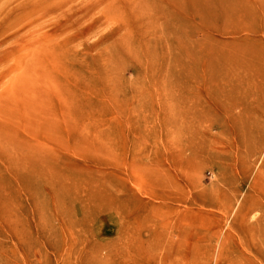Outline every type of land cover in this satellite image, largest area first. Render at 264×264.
<instances>
[{
  "label": "rangeland",
  "instance_id": "obj_1",
  "mask_svg": "<svg viewBox=\"0 0 264 264\" xmlns=\"http://www.w3.org/2000/svg\"><path fill=\"white\" fill-rule=\"evenodd\" d=\"M0 264H264V0H0Z\"/></svg>",
  "mask_w": 264,
  "mask_h": 264
},
{
  "label": "bare ground",
  "instance_id": "obj_2",
  "mask_svg": "<svg viewBox=\"0 0 264 264\" xmlns=\"http://www.w3.org/2000/svg\"><path fill=\"white\" fill-rule=\"evenodd\" d=\"M146 0H139V5L141 10L143 9L145 5ZM153 2V0H152ZM155 5V2L153 3ZM158 6V5H157ZM77 8V7H76ZM75 8V11H76ZM76 15V13H74ZM74 21H71L75 26L78 24L77 16H73ZM94 27V28H93ZM95 25L91 26L90 29L94 30ZM230 75V74H229ZM230 77V76H228ZM21 77L19 76L17 82H20ZM233 79V78H232ZM24 82V81H23ZM26 83V82H24ZM23 83V84H24ZM177 86H176V92H175V105H176V113H177V123H176V140L178 149L182 151L184 148L191 149L192 147V126L190 119L187 120L188 123H186L185 116L193 112L194 106V93L192 92V88L188 84L182 83V81L176 80ZM224 91L227 90V88H222ZM205 101H201L202 107L204 105ZM203 110L205 108H202ZM245 215H241L240 218H245Z\"/></svg>",
  "mask_w": 264,
  "mask_h": 264
}]
</instances>
